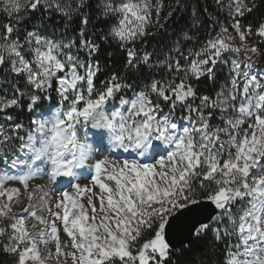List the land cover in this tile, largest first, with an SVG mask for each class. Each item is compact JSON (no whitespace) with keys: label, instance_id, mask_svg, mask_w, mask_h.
<instances>
[{"label":"snow or ice","instance_id":"6c2138e0","mask_svg":"<svg viewBox=\"0 0 264 264\" xmlns=\"http://www.w3.org/2000/svg\"><path fill=\"white\" fill-rule=\"evenodd\" d=\"M40 7L51 9L66 21H71L73 16L82 14V10L91 5L88 0H75V4L64 0H27L21 6L19 0H4L3 11L19 22L29 11L35 13ZM99 7L105 17H119L110 32L115 30L120 41L127 44L137 40V37H145L147 29L154 23L159 25L163 5L155 7V21L153 6L138 12L137 17L145 22L144 33L129 32L126 39L123 29L131 15L127 9L139 7V0H134L133 5H129L128 0H121L119 5L102 0ZM251 11L252 8L247 7L243 0H235V15L243 16L245 12ZM167 15L171 17L172 11ZM88 23L89 17L83 16L82 24L86 26ZM232 27L240 34V40L244 41L246 37L241 32L240 24L234 23ZM65 28H68L67 23ZM5 31L10 39L13 27L6 25ZM222 31L226 33L227 29ZM248 32L251 34L252 29L249 28ZM256 35L264 37V23L259 25ZM183 38L192 39L187 33L183 34ZM65 39L53 40L38 31H27L24 44L19 43V40H11L13 43L9 49L12 73L24 75L28 85L44 93L52 88L55 79L59 104L63 106L67 102L66 109L58 107L54 114V137L61 132H69L80 118L89 121L92 110L101 107L106 98L112 97L121 88L120 84L114 88L107 87L105 92L96 93L98 98L93 99L95 72L91 65L86 67L77 53L87 49L91 54L99 46L85 38L83 28L79 33L78 46L76 38ZM243 47L252 54L258 52L255 47L246 44ZM174 50L181 53L179 44ZM239 51L240 47H233L224 39L209 40L199 52L194 53L195 59L188 61L185 57L187 67L182 68L178 59L170 62L167 65L170 71L184 73L179 84L168 85L175 100L184 104L191 98L194 102L196 92L190 85L186 86L183 79L189 74L196 79L203 76L212 79L217 64L227 63L225 54ZM188 52L193 55L192 49ZM26 53L32 58L28 59ZM45 53L48 55L45 56ZM134 55V51L129 50L130 61ZM141 59L147 64L150 55L145 53ZM250 61L249 56L243 68L237 61L231 62L230 72L233 75L229 81L230 86L222 85L214 100L202 96L199 105L186 104L189 111L195 113L197 123L185 127L179 139L157 127L155 138L176 144V150L166 160L157 161L155 165L158 168L136 161H124L117 167L109 165L106 159H98L93 165L95 176L92 180L98 186V191L76 185L70 192L58 193L59 199L46 185L37 184L29 190V182L43 178L53 183L59 176H70L72 162L63 167L51 168L48 176L41 175L39 169H30L23 174L0 173V197L5 198V202L0 204V217H8L6 225L0 227V235L4 234L6 227L11 229V244L4 251L17 255L16 264H49V261L55 264H173L172 257L177 255L178 247L187 244L191 249L197 241L212 232L218 240L222 236H235L239 241L235 245L236 251H229L227 264H264V82L250 75ZM4 63L5 56L0 55V65ZM80 69L85 70V75H80ZM60 73L62 75H58ZM112 79L115 80V77ZM150 89L165 100L169 99L165 95V88H158L156 81L150 84ZM23 95L19 93V96ZM40 99L35 94L29 97L30 112ZM120 103L124 105L129 101L121 100ZM18 107V97L0 100V113ZM209 109L211 111H207ZM217 110L223 122L222 127L209 123ZM127 116L131 118L135 129L127 136L123 135L125 115L120 112L106 119L104 127L96 123L92 125L115 132V124L119 120L121 134L114 136V140L125 150L129 141L133 147L140 148L150 137L142 135L141 128L150 130L152 121L157 120L145 92H140L131 100ZM3 118L7 121L13 119L10 115ZM136 121H140V124H136ZM45 123L34 121V129L26 133L27 140L19 135L22 125L12 126L16 136L5 134L4 126L0 125V149H14L15 140L31 149L37 134L43 135ZM246 123L248 129L243 128ZM168 124V118L160 121V125L165 127ZM171 126L176 128L175 123L171 122ZM70 133L71 137L65 147L74 149L77 136L75 132ZM222 135L228 139H222ZM188 140L191 141L190 151L179 152V147ZM80 147L82 149L83 145ZM144 151L147 152L148 148L144 147ZM56 163L54 158L53 164ZM15 166L16 161H13L12 167ZM194 178H200L198 189L193 187ZM12 181L19 182L23 191L18 187L6 186ZM108 182H114L115 187H111ZM201 197L210 201L213 206L211 211ZM22 199L27 205L22 209L26 216L14 212V206L21 205ZM61 228L69 241L66 244L61 239ZM45 245L47 251L42 253L41 249Z\"/></svg>","mask_w":264,"mask_h":264},{"label":"trees","instance_id":"16d2710c","mask_svg":"<svg viewBox=\"0 0 264 264\" xmlns=\"http://www.w3.org/2000/svg\"><path fill=\"white\" fill-rule=\"evenodd\" d=\"M118 1L105 0L113 5H119ZM64 2L75 4V0H64ZM101 2L102 0H88L91 7H85L82 14L73 16L71 21H66L62 15L51 9L40 7L35 13L29 11L25 18L18 22L3 11L4 4L0 1V38H5V41L9 40L5 26L11 25L14 29L11 37H26L27 31H38L53 40L74 37L78 46L79 33L83 28L85 38L99 46L98 50L91 54L87 49H81L77 53L86 67L91 65L93 68L95 72L93 86L97 93L105 92L107 87L114 88L116 84H120L121 88L118 92H114L113 99L131 97L133 94L143 91L150 98L153 97V105L156 98L157 101H161V96L151 92L150 84L156 81L158 88H165L166 96L175 99L168 85L179 84L184 73L181 71L180 74H177L175 71H170L167 65L178 59L182 68L187 67L188 63L185 57L188 58V61L195 59L194 53L199 52L213 37L223 34L224 26L234 31L231 17L240 24L241 30L252 29L250 35L255 38V45L264 57V39H259V36L256 35L259 25L264 23V0H246L245 4L252 8V11L245 12L243 16L233 14L232 9H222L218 0H152L154 21L156 19L155 7L158 4L163 5L159 25L154 23L147 29L148 34L145 37L127 44L115 41L110 35V29L118 23L119 17H105L99 7ZM193 10L196 12L195 17H193ZM169 11L173 13L171 17L167 15ZM85 15L89 17V23L86 26L82 24ZM66 23L68 24L67 29L65 28ZM38 25L39 27H37ZM184 33H187L192 39L185 40ZM18 39L20 41V38ZM177 44L181 47V53L174 50ZM189 49L193 50V55H189ZM129 50H133L135 53L131 61L128 56ZM73 52H76V49H73ZM145 53L150 55L147 64L141 59ZM172 67H175L174 63ZM214 72L215 77L212 79L208 76L196 79L189 74L187 78L183 79V83L193 87L196 99L202 95L215 98L225 80L224 75L217 68L214 69ZM79 73L85 74V70L80 69ZM113 77L115 80L112 79ZM124 85L128 87H124ZM56 88L57 84L54 79L48 102L56 103L57 100L53 96L56 94ZM160 107H162V111L167 110L164 104ZM9 113H11L13 121L18 119L17 116L14 118L12 111ZM232 242L233 239L229 241L227 237L223 236L218 240L212 232H209L191 249L188 245L178 249L177 255L172 257L173 264H226ZM16 260L14 255L0 251V264H16Z\"/></svg>","mask_w":264,"mask_h":264},{"label":"rangeland","instance_id":"374dc122","mask_svg":"<svg viewBox=\"0 0 264 264\" xmlns=\"http://www.w3.org/2000/svg\"><path fill=\"white\" fill-rule=\"evenodd\" d=\"M4 4V0H0ZM246 0H243V3L245 4ZM119 3L121 0L118 1ZM218 3L221 4L222 9H232L233 14H235V0H218ZM232 14V15H233ZM231 21L234 23H237V21L231 17ZM227 29V32H223V34H218L217 36L213 37L211 40H218V39H224L226 43H229L233 45V47H240L239 52H229L225 54V57L227 59L226 64H217L219 67L216 66L217 70L221 72V74L224 75V84L226 86H230L229 81L233 73L230 72L231 69V62L233 60L237 61L241 67L243 68L245 65V62L247 61V58L251 57V67L248 69L250 72V75L253 77H256L257 79L264 82V57L257 52V54H252L250 52H247L243 45H247L248 47H256L255 45V38L250 35L248 31L241 32L244 33L246 39L244 41H241L239 38V33H237L234 29L231 30L229 27L224 26L223 29ZM233 28V27H232ZM41 34V33H40ZM44 35V34H41ZM231 37V39H228ZM19 43L24 44L25 37L23 36H13L8 41H5V38H0V43H6L10 42L11 40H19ZM259 39H264V37H259ZM26 56L28 59H31V55L26 53ZM203 58V57H201ZM63 59V57H61ZM93 70V68H92ZM62 75V73H60ZM81 75V74H80ZM85 74H82V76ZM16 78V79H14ZM57 84V83H56ZM94 87V86H93ZM241 87H242V80H241ZM16 89L19 91L17 92ZM86 90V85H85ZM221 90V89H220ZM19 93H24L23 96H19ZM96 89L94 88V94L93 99H96ZM140 92H137L133 94L131 97H122L119 100H115L112 97L106 98L104 104L102 105L105 113L111 117L114 113L120 112L123 115H128V110L131 108V100L134 99L136 96H138ZM171 93V92H170ZM39 95L41 99L37 102V104L34 106V109L30 112L28 110V104L30 103L29 97L31 95ZM18 97L20 102V107L18 108H10L5 110V112L0 113V125L4 126L5 134L10 136H16L17 133L12 130V126L14 124L22 125V130L19 132V135L24 138V140H27L26 133L30 130L34 129V121H44L46 119H51L54 114L57 111L58 107H63L64 109L67 108V102L63 106L59 104L60 97L56 94L53 95L56 98V103H52V101L48 102V96H51V90H49L47 93L44 92H38L34 88H32L30 85L26 82V77L24 75L17 76L15 73L11 72V62L9 61L7 54L5 55V63L4 65H0V100H7L11 99L13 97ZM148 96V95H147ZM206 96V95H202ZM201 96V97H202ZM169 99L165 100L163 97H161V101H157L156 98L154 106L152 103L153 97L150 98L148 96V99L151 103V107L153 109V114L156 116L158 121L163 120L164 118H168L172 123L176 124L175 129L169 130L170 132L174 133V137L176 139H179L180 136L183 135V129L185 127H191L192 124L197 123L196 121V115L194 112H190L186 104L188 103H194L195 105L200 104V97L197 98L194 102L192 99H188L184 104L176 101L175 99L168 96ZM210 98V97H209ZM216 98V97H215ZM215 98H210L214 100ZM239 99V98H238ZM121 100L129 101V103H126L122 105L120 102ZM164 104L166 111H162V107L160 105ZM83 106V102H81V108ZM12 111L14 114V118L17 116L18 119H12V121H7L3 117L5 115H10L9 113ZM211 111V109L207 110ZM206 111V114H207ZM191 117V119H190ZM220 113L219 111H215L210 120L209 123L213 126L220 125L223 126V122L220 120ZM61 118H63V110H61ZM66 119V118H65ZM248 123H251L249 121ZM244 129H248V124L246 123L243 126ZM70 132H75L76 136L83 137L85 140H88L90 144L92 145L94 151L91 154V158L89 159L87 166H81L79 168H73L72 175L70 176H59L57 177L53 183L48 181L47 179L43 178H36L34 180H31L29 182V186H36L37 184L40 185H46L47 189L50 191H53V194L56 196L57 199H59V194L61 192H70L73 190V188L76 185H80L84 187L85 189L91 188L93 191H98V186H95L92 182L93 177L95 176V170H94V163L97 162L98 159H106L109 162V165H114L119 167L122 165V162H131L136 161V158L139 156H144L140 161H136L137 163H140L142 165H155L158 160L160 159H167V157L176 150V144L175 143H166L163 139H157L155 138V135L150 136L148 139V142L140 148H135L132 146V142H127L128 147L127 150H125L124 147L119 146L118 142L114 140V136L111 133L110 130L106 128H100V127H93L90 121H84L83 118H80V121L77 122L73 128L70 130ZM51 133L47 130L44 131L43 135L48 136ZM110 138L111 142L108 141V145L112 144L115 147V154L112 156V154L101 155V157H96L98 155V148L101 147L100 142H105ZM222 139L227 140V136L222 135ZM41 140V137L39 134L36 136L35 143H39ZM15 144V148H5L2 153H0V173H7V174H13V173H25L26 171V164L24 161H30L33 159L32 154L28 151L27 146H22L19 140L13 141ZM100 144V145H99ZM144 147L148 148V151H144ZM234 151V150H233ZM102 153V151H101ZM125 153V154H124ZM148 153V154H147ZM117 154V155H116ZM148 155V156H147ZM115 156H119L115 158ZM223 159V158H222ZM147 160V161H146ZM13 161H16L15 168L12 167ZM42 165V162H36L34 163V168H39L41 175L48 176L50 175V168L48 165ZM158 168V165H155ZM201 171H204V169H201ZM37 183V184H36ZM111 187H115L114 182H108ZM200 183V178H194L193 181V187L198 189ZM207 183V182H205ZM7 187H18L23 191L22 185L19 184L17 181L9 182ZM71 187V189H69ZM57 192H55V191ZM83 199V197H82ZM202 201H208L206 198L201 197ZM5 202V198L0 197V204ZM23 202V199L21 203ZM27 205H15L14 206V212L20 216H26L27 214L22 211L23 207H26ZM11 215V214H10ZM8 222V217H0V227H4L6 223ZM11 234L10 227L5 228V232L3 235H0V251L5 252L4 249L6 246H9L11 244V241L9 239V236ZM63 235V236H62ZM228 240L233 239V242L230 243L229 251L235 252V245L239 242L238 239L235 236L227 237ZM61 239L63 243H68V238L65 234L62 232L61 228ZM53 250H54V246ZM133 251L135 252V247L133 248ZM7 253V252H6ZM43 253V251H42ZM10 254V253H8ZM14 255L16 258V254ZM228 258L226 260V264ZM31 264V262H29ZM49 264H55L54 261H49Z\"/></svg>","mask_w":264,"mask_h":264},{"label":"clouds","instance_id":"9594fccd","mask_svg":"<svg viewBox=\"0 0 264 264\" xmlns=\"http://www.w3.org/2000/svg\"><path fill=\"white\" fill-rule=\"evenodd\" d=\"M21 6H23L24 3L27 2V0H19ZM129 5H133L134 0H128ZM152 0H139V7H129L127 9L128 12L131 13L129 15L125 25H124V36L125 39L127 38V34L129 32H132L135 34V32L141 33V35L144 33V24L145 22L142 21L137 17V13L140 11H145L148 7H151ZM110 35L112 38L117 41L121 42L120 38L115 35V30L110 32ZM140 37H137L139 39ZM13 42H6V43H0V55L5 56L7 54V57H9V49L11 47V44ZM45 56L48 54L45 53ZM103 107L94 108L92 112L90 113L89 121L91 124L96 123L99 124L100 127H104L106 119H110ZM46 123L44 125V129L49 131L51 134L48 136L40 135L41 140L40 142L34 143L31 145V149L27 148L28 151L32 154L33 159L30 161H24L26 164V171L27 173L30 169L32 171H36L39 168H34L33 165L36 162H42V165H48V167H63L64 165L68 164V162H72L73 168H79L81 166H87L89 159L91 158V154L94 151L92 145L88 140H85L83 137H77L74 141L76 147L73 149L72 147H65L66 142L70 139L71 133L69 132H61L58 136H53L52 134L55 131V119L54 116L49 120H44ZM38 122H40L38 120ZM136 124H140V121H136ZM161 127V129L166 132L168 135L174 136L175 134L170 132L169 130L173 129L171 126V121L169 120V124L167 127L160 125V121L153 120L152 121V127L150 130H146L144 128H141V133L146 134L147 136H153L156 134L157 127ZM116 131L111 132L113 136L120 135L121 134V128H120V121L117 120L116 124ZM124 132L123 135L127 136L129 133H133L135 129L133 128V123L131 118H129L127 115H125V124H124ZM135 138V137H134ZM177 144H179V141H177ZM81 145H83V148L81 149ZM190 145L191 141L188 140L187 143H185L183 146L179 147V152L182 153H188L190 151ZM3 152V149H0V153ZM60 153H63L60 155ZM57 161V163L53 164V159ZM40 170V169H39ZM238 178V176H237ZM41 251H47V245H45Z\"/></svg>","mask_w":264,"mask_h":264},{"label":"bare ground","instance_id":"6f19581e","mask_svg":"<svg viewBox=\"0 0 264 264\" xmlns=\"http://www.w3.org/2000/svg\"><path fill=\"white\" fill-rule=\"evenodd\" d=\"M128 114V113H127ZM108 141H110L111 142V140H110V138H108V140H106L105 142H102V145L103 146H99V148H98V155H96L97 153H95V156L97 157H101V155H109V154H112V156H114V154L116 153L114 150H115V147L112 145V144H109L108 145ZM100 144H101V142H100ZM99 144V145H100ZM101 151H102V153H101ZM125 154V153H124ZM148 154V153H147ZM117 155V154H116ZM148 156V155H147ZM117 157H119V156H115V158H117ZM144 156H139V157H137L136 158V161H140L142 158H143ZM147 161V160H146ZM123 163V162H122ZM37 184V183H36ZM36 186H30V188H29V190H31V189H33V188H35ZM69 189H71V187L69 188ZM72 190V189H71ZM22 205H26V203L24 202V200H23V202L21 203ZM63 236V235H62Z\"/></svg>","mask_w":264,"mask_h":264},{"label":"water","instance_id":"95a60500","mask_svg":"<svg viewBox=\"0 0 264 264\" xmlns=\"http://www.w3.org/2000/svg\"><path fill=\"white\" fill-rule=\"evenodd\" d=\"M205 205H207V207H208V210L209 211H211L212 210V205H211V203H210V201H202ZM170 219V218H169ZM187 244H185V246H186ZM180 248H182V247H178V249H180Z\"/></svg>","mask_w":264,"mask_h":264}]
</instances>
